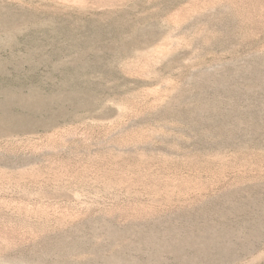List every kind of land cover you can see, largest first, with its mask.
<instances>
[{"label": "rangeland", "instance_id": "374dc122", "mask_svg": "<svg viewBox=\"0 0 264 264\" xmlns=\"http://www.w3.org/2000/svg\"><path fill=\"white\" fill-rule=\"evenodd\" d=\"M0 264H264V0H0Z\"/></svg>", "mask_w": 264, "mask_h": 264}]
</instances>
